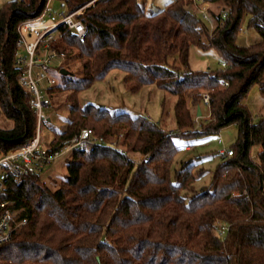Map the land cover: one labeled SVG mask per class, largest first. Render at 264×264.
Instances as JSON below:
<instances>
[{"label":"trees","instance_id":"16d2710c","mask_svg":"<svg viewBox=\"0 0 264 264\" xmlns=\"http://www.w3.org/2000/svg\"><path fill=\"white\" fill-rule=\"evenodd\" d=\"M49 1L10 0L0 11L4 152L37 133L34 95L21 82L16 54L21 25L41 14ZM63 3L66 12L83 7L78 17L86 32L81 38L61 24L52 42L65 56L50 92L68 90L70 109L49 145L57 148L87 127L98 136L119 132L126 146L135 143L132 148L150 158L136 163L128 149L97 142L92 149L72 152L57 187L40 172L20 183L10 180L8 198L27 222L0 246V264H264V115L254 121L244 103L255 84L264 94V0H171L150 11L140 0ZM204 3L212 26L190 9ZM246 14L261 36L251 46L237 42ZM194 45L215 47L224 69L182 71ZM114 68L125 72L130 89L154 84L175 95L177 131L144 114L81 105L79 93ZM203 92L210 95L209 106ZM204 105L207 123L197 128L195 117L203 115ZM231 124L239 127L233 153L221 152L209 184L197 187L207 172L201 160L191 158L172 174L181 148L174 134L197 138ZM254 145L261 146L257 157L251 155ZM222 224L228 227L224 235Z\"/></svg>","mask_w":264,"mask_h":264},{"label":"rangeland","instance_id":"374dc122","mask_svg":"<svg viewBox=\"0 0 264 264\" xmlns=\"http://www.w3.org/2000/svg\"><path fill=\"white\" fill-rule=\"evenodd\" d=\"M10 0H0V11L2 7ZM145 2L148 11L164 7L171 0H140ZM203 6L208 7V3L203 5H191L190 9L196 12L199 18L212 26L211 18H206L202 10ZM48 8L51 12H59L66 9L63 0H50ZM83 8V7H82ZM81 8V9H82ZM212 8L218 12L219 7L213 5ZM79 9V8H78ZM250 16L246 14L241 22V29L237 35V42L240 45H255L261 40L259 32L250 25ZM215 24H213L214 26ZM48 52H42L41 56H48ZM61 57H54L49 63V69H45L41 64L34 66V76L40 77V88L50 86L49 76L56 77V81L60 80L58 68L62 63ZM182 71L192 70H221L224 69L223 57L215 48L204 49L199 46H192L190 49L189 66H181ZM53 71V72H52ZM69 91L61 90L51 92L52 103L50 106L43 108V115L50 118V123L44 125L40 135L44 145L51 144L54 138V129H62L68 120L70 103L66 101ZM49 96V95H48ZM81 105L94 103L103 105L111 110H126L132 115L144 114L152 121L159 123L167 131H177L178 124L176 121L175 104L177 97L171 93L160 89L154 84L144 85L138 89H130L125 82V72L121 69H111L106 73L104 78L98 79L93 84L79 93ZM191 101V100H190ZM244 103L249 108L254 121H259L264 115V94L260 91L257 84L253 85ZM192 104V101L190 102ZM196 106H192L191 110L194 113ZM209 115V108L203 106V115L195 117V125L199 128L200 124L207 123L206 118ZM4 120L0 106V122ZM8 123H11L10 121ZM87 128V127H86ZM106 141L115 143V148L119 150H129V155L132 156L136 163H141L144 159H149L150 154L144 153L138 149H133L132 146H126L124 143L125 136L119 132L106 133L103 135ZM239 136V127L236 124H231L220 129V131L212 134L201 135L197 138H187L174 134V139L180 150L175 154L172 164V174L180 169L183 162L193 158L194 161H202V165L207 168V172L197 181V187L200 188L205 184H209L214 170L222 161V150H228L237 141ZM260 145H254L251 148V155L258 156ZM72 152H63L61 156L55 160L48 169L43 172L45 182L50 186L57 187L63 181L67 174V159ZM201 166V165H200ZM204 170L203 167H200Z\"/></svg>","mask_w":264,"mask_h":264},{"label":"built area","instance_id":"2783aa9c","mask_svg":"<svg viewBox=\"0 0 264 264\" xmlns=\"http://www.w3.org/2000/svg\"><path fill=\"white\" fill-rule=\"evenodd\" d=\"M206 8L207 6H203L202 10L205 12V17L208 18ZM80 10L81 8L71 12L65 10L51 12L47 7L33 20L20 27L19 50L16 54L17 63L23 67L21 82L33 92L32 106L38 115V126L35 137L27 144L9 152H4L0 148V246L11 240L16 231L27 222V217H20V209L13 206V201L8 198L10 180L20 183L27 174L45 172L63 152L89 150L97 142L109 144L114 148L116 146L115 143L106 141L104 136H98L92 128H83L72 138L64 140L57 148L44 145L41 139L40 133L48 121V118L43 115V108L51 105L50 88L57 81L56 77L49 76L50 86L41 89V78L34 76V66L41 64L48 71L52 58H64L65 54L58 52L52 46L59 25L65 24L79 37H84L86 27L78 17ZM42 52L49 54L43 57L41 56ZM225 64L223 62V65ZM202 96L204 103L209 106V93L203 92ZM221 152H228L229 155L233 153L231 149ZM227 228V225H220V234L224 235Z\"/></svg>","mask_w":264,"mask_h":264},{"label":"water","instance_id":"95a60500","mask_svg":"<svg viewBox=\"0 0 264 264\" xmlns=\"http://www.w3.org/2000/svg\"><path fill=\"white\" fill-rule=\"evenodd\" d=\"M62 72H64V73H67V70L66 69H62ZM199 115H201V108L199 107Z\"/></svg>","mask_w":264,"mask_h":264}]
</instances>
